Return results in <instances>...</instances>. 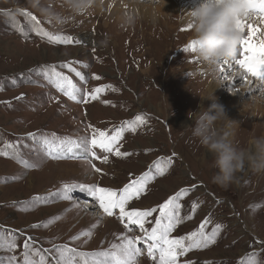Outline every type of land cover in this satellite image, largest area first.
Segmentation results:
<instances>
[{"label":"rangeland","instance_id":"obj_1","mask_svg":"<svg viewBox=\"0 0 264 264\" xmlns=\"http://www.w3.org/2000/svg\"><path fill=\"white\" fill-rule=\"evenodd\" d=\"M116 1L121 2L118 10L109 9L105 2L91 14L55 28L31 7L29 0H0V147L3 142L19 141L23 157L38 165L25 168L17 160L0 156V234L7 236L11 232L17 243L11 252L0 250V264H7L10 255L22 258L28 236L34 237V242H30L34 249L51 250L45 253L49 264H54L51 257L56 246L67 244L91 252L119 243V235L127 230L117 218L118 210L113 217L102 210V216H95L83 205L90 195L79 189L71 193L72 201L49 194L58 193L64 183L98 184L119 190L150 169L155 179L148 182L138 199L130 201L129 209H158L182 188H188V194L179 201L183 219L171 236L188 235L206 220V234L220 225L215 244L193 249L180 258V264H258L264 258V174L245 171L238 185L226 189L212 183L217 171L212 167V154L191 136L188 127L195 125L189 113L213 103L204 98L216 96L222 104L223 92L236 94L226 113L235 122L231 125L234 141L246 145L253 135L264 134V82L255 77L252 80L236 65L225 72L226 65H221L212 69L215 74L208 75V67L200 58L185 51L192 41V29L187 13L180 11L182 5L179 8L176 0H159L155 5L147 0ZM197 5H189L190 10ZM24 11L33 13L49 33L71 36L73 43H50L35 32L21 34L8 13L24 23ZM125 13L133 17L131 24L122 23ZM251 23L255 24L253 20ZM64 64L80 71L86 82L62 67ZM47 65H56L58 71L88 92L103 85H112L115 91L107 89L97 100L77 103L58 91L38 70ZM236 69L249 81L243 76L235 80ZM94 75L101 79H92ZM214 82L221 90L213 85L215 90L210 92L209 84ZM105 100L111 103L106 104ZM137 115H143L147 123L136 132L125 130L118 145L122 152L131 155L118 157L96 149L101 159L91 158V164L101 169L99 173L83 159H51L39 142L41 133L75 140L90 137L89 125L111 130ZM222 123L226 125L228 121ZM29 133L37 134L38 139L33 140ZM103 155H108V163H102ZM158 161L166 168L163 175L155 173L154 164ZM35 196L48 197L47 202L34 205ZM194 202L198 205L195 211ZM73 203L79 207H73ZM53 217L59 219L47 228L32 227ZM156 218L158 210L145 227L154 226ZM94 224L96 228L87 243L85 237L72 239ZM127 234L140 236L134 229ZM138 264L155 262L143 251Z\"/></svg>","mask_w":264,"mask_h":264},{"label":"snow or ice","instance_id":"obj_2","mask_svg":"<svg viewBox=\"0 0 264 264\" xmlns=\"http://www.w3.org/2000/svg\"><path fill=\"white\" fill-rule=\"evenodd\" d=\"M244 2L250 5L252 11L258 13L260 19H264V0H244ZM22 14L25 17L24 23H21L11 13H8L14 28L21 34L26 35L28 32H35L42 37H47L50 43H73L71 36L53 35L46 31L41 26L40 20L30 11H24ZM238 27L242 32L247 30V35L241 40L239 51L233 58L235 64L239 65L253 77L264 82V29L248 23L247 19L239 21ZM189 29H192V25H189ZM185 51L195 54V42L191 41L185 48ZM238 54L242 58L237 59ZM223 63H227V61ZM62 67L69 68L81 81L86 82V77L70 64H64ZM38 70L43 71L45 78L58 91L77 103H87L89 100H97L107 89L115 91L114 86L103 85L95 87L91 92H88L86 89L79 87L71 77L58 71L56 65L42 66ZM92 79L100 80L101 77L94 75ZM244 79L246 80V77ZM22 98L23 96L17 97V99ZM103 102L106 104L111 103L107 100ZM146 123L147 119L143 115H137L134 120L124 121L120 127L111 130H101L89 125V128L92 129L90 137H82L79 140H75L71 137H58L54 133L51 137L41 133L39 142L43 145L45 154L51 159H83L99 173L101 169L96 167L95 164H91V158L101 159L95 150L99 149L102 153L114 154L118 157L130 156L131 153L127 151L122 152L120 146H118L124 138V132L125 130L136 132L138 127ZM110 131L111 135L109 134ZM28 136L33 140L38 139L35 133H29ZM21 147L22 145H20L19 141L3 142V146L0 147V156L17 160L25 168L37 167L38 165L30 163L23 157ZM108 162V155H103L102 163ZM171 162V158H169L167 163L170 165ZM154 170L157 175H163L166 168L158 161L154 164ZM154 179L155 175L152 174V170L150 169L138 178L132 179L119 190L103 187L98 184L64 183L58 193H50L49 196H59L61 199L72 201L73 197L71 193L74 190L85 191L93 198V201L106 216L113 217L118 210L117 218L127 230L126 233L119 235V243H112L108 249L100 251H79L77 248L69 247L67 244L56 246L55 255L51 257L54 264H138V258L143 255L142 247L138 246L141 242L147 248V256L155 264H180V257L193 249L207 248L215 244L220 225H217L211 234H206L204 228L208 223L207 220L200 225L198 230L188 235L180 237L171 236V233L183 219L179 215V210L182 207L179 201L183 196L188 194L190 191L188 188H182L175 195L160 204L158 209H129L130 201L134 198L138 199L146 191L148 182ZM47 199L48 197L35 196L33 197V204L47 202ZM73 207L78 208V203H73ZM197 207L198 205L194 202L192 205L193 211ZM157 210L159 211V218L154 219V226L150 229L146 228L145 224L148 222V218L152 217L153 213L157 212ZM188 218L191 219L190 216ZM55 219H59V217H53L48 221L34 224L32 227L47 228ZM130 225L138 227L144 233V236H129L127 233L133 230L132 227H129ZM95 228L96 225L94 224L87 230H83L78 235L72 237V239L76 241L80 240L81 237H85L84 242L87 243V240L91 239ZM186 241H188L187 244L185 243ZM30 242H34V237L28 236L24 241L22 258L10 255L6 258L7 264H49V256L45 255V253H49L51 250L44 249L42 252L40 249H34L33 243ZM16 248V237L11 232L7 236L0 234V250L11 252ZM35 257H38V259ZM2 260L3 258H0V261ZM186 264H191V262H186ZM253 264H257V262L254 261ZM258 264H264V258Z\"/></svg>","mask_w":264,"mask_h":264},{"label":"clouds","instance_id":"obj_3","mask_svg":"<svg viewBox=\"0 0 264 264\" xmlns=\"http://www.w3.org/2000/svg\"><path fill=\"white\" fill-rule=\"evenodd\" d=\"M147 2L155 5L159 0ZM29 3L53 27L62 28L102 8L105 0H29ZM254 13L244 0H204L201 6L189 11L195 54L210 69L234 58L245 37L238 22L251 21ZM132 22V16L123 14V24ZM204 99L213 103L209 108L189 113L195 125L188 128L191 136L212 154V167L217 170L212 183L226 189L238 185L245 171L264 174V134L253 135L246 145L240 146L233 138L231 125L235 122L228 118L224 105L215 102L214 96ZM224 121L228 123L225 125Z\"/></svg>","mask_w":264,"mask_h":264},{"label":"bare ground","instance_id":"obj_4","mask_svg":"<svg viewBox=\"0 0 264 264\" xmlns=\"http://www.w3.org/2000/svg\"><path fill=\"white\" fill-rule=\"evenodd\" d=\"M177 1V4L179 5V8L181 7V5H182V8H180V11H185L186 13H187V15H186V18H188V20H189V11H190V8H189V5H190V7H192L195 3H198V5L197 6H201L203 3H204V0H176ZM190 1V3L189 4H187L186 5V7H184L183 8V4H185L186 2H189ZM105 2H107L108 3V8L109 9H111V8H114V7H116L114 10H118V8H120L121 7V2H118V1H116V0H105ZM111 7V8H110ZM194 9H196V8H194ZM256 13V12H255ZM258 14V13H257ZM259 15H257V16H253V22H255V24L254 25H256L257 27H260V28H262V29H264V19H260L259 17H258ZM252 20L251 21H248L247 20V22L248 23H251L252 22ZM189 23V22H188ZM252 24V23H251ZM81 36V35H80ZM87 37V36H86ZM237 59H239V58H242V56L241 55H237V57H236ZM230 60H232L231 61V63H230ZM221 65H226L225 67H224V69H223V71L224 70H229V69H231L230 67H232V69L233 68H235L234 67V65H236L235 64V61H234V59L232 58V59H229V60H227V63H221L219 66H217V67H215V68H220L221 67ZM228 65H230V66H228ZM237 67V66H236ZM214 68V69H215ZM217 70V69H216ZM232 71V70H231ZM236 71H238L237 72V74L235 75V80L236 79H239L240 77H244L245 78V76H244V74L243 73H239L240 71L239 70H237L236 69ZM206 72H207V74L209 75V74H211V73H213V71H212V69H210V68H207V70H206ZM225 72V71H224ZM227 72V71H226ZM213 74H215V73H213ZM212 74V75H213ZM240 74V75H239ZM248 81H249V79L248 78H246ZM234 80V81H235ZM233 80H228V82H234ZM225 82V81H224ZM262 82V81H261ZM251 83L252 84H250V85H253L254 83L251 81ZM223 84H226V83H223ZM212 85V86H211ZM213 85H214V87H216L217 89H219V90H221V88H219V84L218 83H216V82H214V84H209V91L211 92H213V90H215L214 88H213ZM260 85L259 84H256V87H259ZM221 92V91H220ZM213 94V93H212ZM223 94V98H224V101L222 102V104L224 105V107H225V110L226 109H229L228 107H231L230 105H229V101L231 100L232 101V98H235L236 97V94H229L228 93V95H226V93H222ZM194 97V96H193ZM215 97V102H217V97L216 96H214ZM234 107H235V105H234ZM76 171H79L78 173H80L81 171L80 170H78V169H75ZM83 205L86 207V209L87 208H89V210L91 211V212H93L94 214H95V216H102L103 215V213L101 212V209H99V207L97 206V205H94L93 203H92V201H90V200H88L87 202H84L83 203ZM92 209H94V210H92ZM109 220V219H108ZM112 221V220H111ZM143 251H145L144 249H143Z\"/></svg>","mask_w":264,"mask_h":264},{"label":"built area","instance_id":"obj_5","mask_svg":"<svg viewBox=\"0 0 264 264\" xmlns=\"http://www.w3.org/2000/svg\"><path fill=\"white\" fill-rule=\"evenodd\" d=\"M133 229L138 233V235L142 236L143 232H141L138 227H134Z\"/></svg>","mask_w":264,"mask_h":264}]
</instances>
